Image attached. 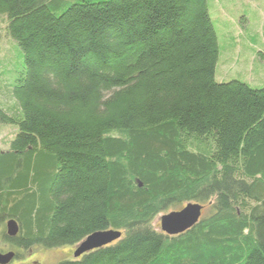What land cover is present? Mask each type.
<instances>
[{"label":"trees","instance_id":"16d2710c","mask_svg":"<svg viewBox=\"0 0 264 264\" xmlns=\"http://www.w3.org/2000/svg\"><path fill=\"white\" fill-rule=\"evenodd\" d=\"M208 5L0 0L17 58L0 63V126L15 130L0 227L18 225L4 251L115 231L58 264H264V86L215 81ZM189 203L203 206L191 229L153 227Z\"/></svg>","mask_w":264,"mask_h":264},{"label":"rangeland","instance_id":"374dc122","mask_svg":"<svg viewBox=\"0 0 264 264\" xmlns=\"http://www.w3.org/2000/svg\"><path fill=\"white\" fill-rule=\"evenodd\" d=\"M209 14L218 38L219 57L215 67V81L226 83L231 80L247 83L251 87L264 86V0H209ZM0 63L8 67L12 61L15 67L17 58L11 53L12 43L5 37L0 25ZM1 70V69H0ZM12 127L0 126V150L7 148L6 143L13 136ZM158 215L152 225L159 230ZM5 221L0 232H5ZM5 244L0 237V250ZM73 247L55 249L33 247L30 251L20 252V262L16 264H58L71 260Z\"/></svg>","mask_w":264,"mask_h":264},{"label":"water","instance_id":"95a60500","mask_svg":"<svg viewBox=\"0 0 264 264\" xmlns=\"http://www.w3.org/2000/svg\"><path fill=\"white\" fill-rule=\"evenodd\" d=\"M202 210L203 206L196 203H189L180 211L162 215L159 218V230L169 237L183 234L199 222ZM5 228L6 235L9 238H14L18 234V225L14 220H8L5 223ZM120 237L121 234L115 231L93 233L75 246L72 254L73 259H78L89 252L106 247L119 240ZM14 257L13 252L0 253V264H9L13 261Z\"/></svg>","mask_w":264,"mask_h":264},{"label":"flooded vegetation","instance_id":"af4514ba","mask_svg":"<svg viewBox=\"0 0 264 264\" xmlns=\"http://www.w3.org/2000/svg\"><path fill=\"white\" fill-rule=\"evenodd\" d=\"M8 252H10V251H1V253L2 254H5V253H8ZM14 254H15V257H14V259H13V261L10 263V264H16V262H20L21 260H19L20 258H19V255H18V253L16 252V251H12ZM32 264H35V262H31Z\"/></svg>","mask_w":264,"mask_h":264},{"label":"bare ground","instance_id":"6f19581e","mask_svg":"<svg viewBox=\"0 0 264 264\" xmlns=\"http://www.w3.org/2000/svg\"><path fill=\"white\" fill-rule=\"evenodd\" d=\"M15 255V254H14ZM73 257V256H72Z\"/></svg>","mask_w":264,"mask_h":264}]
</instances>
